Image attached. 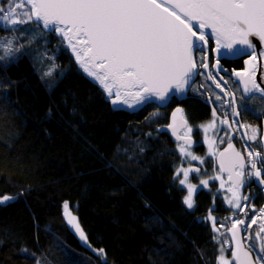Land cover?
Here are the masks:
<instances>
[{
    "label": "trees",
    "instance_id": "16d2710c",
    "mask_svg": "<svg viewBox=\"0 0 264 264\" xmlns=\"http://www.w3.org/2000/svg\"><path fill=\"white\" fill-rule=\"evenodd\" d=\"M19 27L0 22V44L31 41L26 54L0 61V80L14 83L0 104V197H16L0 206V264H35L22 248L41 264H218L222 244L207 216L232 210L207 189L197 191L194 209L183 203L181 155L155 128L163 118H150L151 104L114 110L60 37L41 28L33 39ZM65 202L86 241L67 222Z\"/></svg>",
    "mask_w": 264,
    "mask_h": 264
},
{
    "label": "snow or ice",
    "instance_id": "6c2138e0",
    "mask_svg": "<svg viewBox=\"0 0 264 264\" xmlns=\"http://www.w3.org/2000/svg\"><path fill=\"white\" fill-rule=\"evenodd\" d=\"M5 3L7 8L0 6V21L20 32L25 29L19 26L27 25V31L31 32L33 39L44 35L41 27L48 33H58L68 41V46L84 72L103 86L110 103L117 110L121 105L133 108L152 100L166 102L177 94H182L186 85L190 86L191 78L199 75L195 71L197 63L193 53L202 52L203 45L208 43L210 36L215 37L216 51L222 47L235 55L243 52L251 57L245 63H252L253 67L257 45L250 37H255L264 45V0H163V3L159 0H5ZM177 10L182 15L177 14ZM201 29H211V32L205 35ZM30 44L31 41L28 46L14 47V40L3 38V43L0 44L3 49L0 61L7 62L5 57L9 55L15 58L17 52L26 54L21 49L30 47ZM261 55L264 56V52ZM200 66L208 67L203 59ZM44 75L50 76L51 72ZM236 75L241 77L243 84L239 108L247 111L249 105L245 101L251 100L257 93L264 99V88L255 81V72ZM209 79H212L211 74ZM219 79L223 81V77ZM223 83L226 84L227 81ZM5 84L14 86L13 82L0 80V91H4L0 96V104L10 101L4 90ZM46 85L51 86L49 81H46ZM216 87L224 91L220 82H216ZM216 99L219 100L220 97L217 96ZM130 100L135 101V104L130 103ZM231 102L236 104L235 94H232ZM176 111L180 112L181 109ZM233 114L238 116L240 111L233 108ZM213 115L215 116V109ZM188 131L191 132L192 129L189 128ZM251 138L256 139L255 130ZM232 148L233 145L229 143L228 149ZM180 151L186 152L183 145L180 146ZM187 155L191 153L188 152ZM220 155L223 157L225 153ZM248 155L251 157L253 153L249 151ZM235 156L242 160L239 153H235ZM255 156L260 157V153H255ZM192 159L197 157L192 156ZM257 162L255 159L249 161L254 171H249L247 175L255 176V182L264 185ZM259 162L261 168H264V158ZM220 166L222 171L226 170L223 160ZM238 166L244 168L243 163ZM180 171H183L184 179L179 183L184 185L189 170ZM243 175L242 171L237 172L238 178ZM243 183L244 181L238 180L237 187ZM201 184L207 186L208 181H201ZM195 189V185H187V196L183 203L188 209L194 207ZM233 196L236 197L235 192ZM14 199L15 196L3 195L0 197V206ZM243 199L248 200L249 197L245 196ZM229 203L241 208L238 198L237 202ZM63 207L68 223L79 233L81 240H86L77 218L68 211V203L65 202ZM261 211L264 212V209ZM215 223L213 219L214 227ZM251 223L255 224L256 221L253 219ZM242 224L243 220L235 221L229 229L236 241L233 260L237 264H254L252 252L256 251L255 264H264V244L257 250L255 241H252L248 251L243 249L241 240L237 238L238 225ZM260 231L264 232V225H261ZM20 251L31 257L35 264H41L34 252L27 248ZM223 252L222 248L220 264H230ZM104 255L103 249L98 250V257ZM103 264H106V259Z\"/></svg>",
    "mask_w": 264,
    "mask_h": 264
},
{
    "label": "flooded vegetation",
    "instance_id": "af4514ba",
    "mask_svg": "<svg viewBox=\"0 0 264 264\" xmlns=\"http://www.w3.org/2000/svg\"><path fill=\"white\" fill-rule=\"evenodd\" d=\"M195 57L199 75L196 76L194 82L192 83L187 97L183 100H179L176 96H174L166 107H160L156 103H150L151 107L148 111L153 110L151 115L154 116H164L161 125H157L155 127L157 130L158 127L170 123V115L174 108L177 106L182 107V114L187 122V125L181 129L180 134L183 137L188 138L187 141L174 142L168 131L159 132L157 130V134L168 135L171 142H174L173 144L175 146L178 144H186L188 147L193 148L195 154L200 155L199 157H204L210 153L203 162V166H205L204 168L194 166L193 164L190 166V170L192 172H197L196 174H193L192 177L195 181V185H199L201 182V178H199V176L203 175V177H209L212 181L217 178L219 184L223 186V191L230 193L232 196L233 192L237 193L236 191L239 189V194L243 195L241 199L247 196V194L251 195V200L249 201L250 211L243 214L242 218V220L244 219V224L241 226L244 230L247 224L246 216L258 212L259 209L264 206V185L256 183L255 176L248 177L247 175L249 171H254L251 169L249 161L255 159L258 161L257 168L261 169V178H264V168H261V164L259 162L262 158H264V145L262 143L264 121V114L262 113H264V99H261L259 95H256L251 100L245 101V103L249 105V110L245 111L239 108V102L242 98V89L240 84L234 80L232 73L235 70L244 68V60L248 57V55L241 57L219 55L216 51L215 41L209 38L208 43L203 46V51L196 52ZM201 59L207 63V68L200 66ZM209 74H211L212 79H209ZM220 77H223V81H227V83L225 84L223 81H220ZM216 82H220L222 84L224 91H221L220 88L216 87ZM232 94H235L236 104H232L231 102ZM217 96L220 97L219 100L216 99ZM187 103H189V105L200 103L204 106V111H194L192 108L189 110ZM233 108H237L240 111L238 116L233 114ZM214 109L215 116L213 115ZM195 112H197L196 116H199L200 118L193 121V115ZM221 118L223 119L222 121H225V123H221L222 125L220 126L219 120ZM209 122H211V134L214 136L215 140L213 141V145L215 146L211 149H206L204 138L206 133L203 137V134L200 132V125ZM245 122L246 124L248 123L259 126L260 132L255 135L256 139L253 140L251 138L253 135L249 132ZM189 128H191L193 132L186 135L185 131H188ZM220 135H223L221 140L219 139ZM229 142L234 143L238 152L243 154L246 162L245 168L241 169L239 166L236 168V172L242 171L244 173L242 176L244 183L239 187H237V185L233 182H228L230 175L224 174L217 162L221 150ZM249 151L253 153L251 157L248 155ZM257 152L260 153V157L255 156V153ZM219 184H216V188ZM229 189H232V191H229ZM198 190L200 191L201 188ZM194 198L196 199V194Z\"/></svg>",
    "mask_w": 264,
    "mask_h": 264
},
{
    "label": "rangeland",
    "instance_id": "374dc122",
    "mask_svg": "<svg viewBox=\"0 0 264 264\" xmlns=\"http://www.w3.org/2000/svg\"><path fill=\"white\" fill-rule=\"evenodd\" d=\"M0 5L5 7V8L8 7V5L5 3V0H0ZM26 7L27 6H25V8ZM0 22L4 23L2 21H0ZM26 31H27V29H26ZM27 32L29 33V31H27ZM29 40L30 39H28V41ZM157 117H159V116L151 115L150 118L152 120H154ZM160 117L164 119V116H160ZM222 120H223L222 118L219 120V125L220 126L222 125L221 124ZM210 123L211 122L204 123V124L200 125V129H201L200 132L203 134V137L205 136V133H206V136L204 137L205 138L206 149H211L212 147L215 146V145H213V141L215 139H214V136L211 134L212 133V126L210 125ZM245 124H246V122H245ZM246 126L248 127V130H249V132L252 135H253V130H255V135L258 132H260L259 126H257V125L248 124L247 123ZM192 132L193 131H191V132L185 131V134L189 135ZM213 133H214V131H213ZM216 138H217V134H216ZM222 138H223V135H220L219 139L221 140ZM181 145H183L185 147L186 152L182 153L180 151V146ZM175 148L179 151V153L181 155V157H180V159L178 161V164L176 165V171H175V178L177 179L176 182H177L178 185L186 188V190H187V185L188 184L195 185L194 184L195 181L192 179V177H193V174L197 173V172H192L190 170V166L193 164L194 166H198V167L204 168L205 166H203L204 165L203 162L205 161V158L210 153H208L204 157H202V156L199 157L200 155L199 154H195V151L193 150V148L188 147L186 144H178ZM188 152H190L191 155H187ZM192 156L197 157V159H192ZM181 169L189 170L188 178H187L186 183L184 185H181L179 183V181L181 179H184L183 171H180ZM178 172H179V175H177ZM199 178H201V181H208V184H207V186H205V185L201 184V182H200L199 185H195L196 189H195V191L193 193V204H194V207H195V198H194V196L197 193V191H199L198 189L201 188V189H207V190L212 191V193H213V195L215 197H216V195L220 194L222 196V201H223L224 205L232 210V212H229L224 217H219L217 215L209 214L207 216V218L211 219L212 225H213V219L216 222L215 223V227L213 226V228H214L215 233L218 235L217 241H220L221 244H222V245L220 244L221 245V249L222 248L224 249L223 256L225 257L226 260H228L230 262V264H236V262L233 260L232 255H231V248L232 247L230 248V246H229L230 237H229L228 231H229L230 227L232 226V224L235 221L242 220L243 214H245V213L250 211V206H249L250 202L249 201L251 200V195L247 194V196L249 197L248 200L241 199V197L243 195L239 194V192H240V189H239V190L236 191L237 192L236 193V197L234 198V196L230 195V193H226V192L223 191V186L221 184H219L217 178L214 179V181H212L209 177H206V178L203 177V175H200ZM216 184H219L217 186V188H216ZM186 196H187V191H186ZM237 198H238V202L241 204V208H236L232 204L229 203V201H233L234 203L237 202ZM194 207L192 209H194ZM262 209H264V206H263V208L259 209L258 212L254 213V214H250L249 216H246L247 224H246V226L244 228V237H248V239H244L245 242H246V245L249 247V244L252 241H255L257 250L259 249L261 244H264V232L260 231L261 225H264V212L261 211ZM68 211L71 213V215H73V216H75L77 218V222L79 223L78 217L73 213V211L70 209V207L68 208ZM66 219H67V222H68V217L67 216H66ZM253 219L256 221L255 224L251 223V221ZM249 225H251V226L249 227ZM70 227L80 237L79 233L76 232V230L71 225H70ZM245 229H246V231H245ZM257 234H259V235H257ZM83 241H86V240H83ZM96 252H98V251L96 250ZM253 252H254V254L256 256V254H257L256 251H253ZM220 256H221V252L219 254V257ZM219 257H218V264H220Z\"/></svg>",
    "mask_w": 264,
    "mask_h": 264
},
{
    "label": "water",
    "instance_id": "95a60500",
    "mask_svg": "<svg viewBox=\"0 0 264 264\" xmlns=\"http://www.w3.org/2000/svg\"><path fill=\"white\" fill-rule=\"evenodd\" d=\"M159 2L163 3V0H159ZM177 14L182 15L181 13H179V11L177 10ZM183 18V17H182ZM193 24H196L195 21H193ZM198 27V25H197ZM42 28V27H41ZM45 32H47V30H44ZM201 31H203L205 33V35H208L211 32V29H201ZM54 33V32H53ZM56 36L60 37L64 43V47L69 51V53L71 54V56L73 57L75 63L80 67L79 63H77L76 58L74 53L72 52L71 48L68 46V41L64 40L58 33H54ZM209 38L213 39L216 43L215 37L214 36H210ZM250 39L253 40V42L257 45L256 50H255V56H256V60L254 62L255 67L252 66V63H245L246 60H251V57L248 55V57L244 60V68L242 69H238L233 71L232 76L234 78V80L236 82H238L241 86V89H243V84L241 82V77H238L236 75V73H242V74H249L252 72H255V76L254 79L257 83H259L261 85V88H264V56L261 55V52H264V45L260 44L259 41L255 38V37H250ZM204 46V45H203ZM216 48H217V44H216ZM250 51V50H249ZM217 53L219 55H225V56H229V57H241V56H246L247 54L245 53H240L239 55H235L232 52H230L228 49L225 48H220L219 51H217ZM196 52L193 53V58L196 61ZM81 68V67H80ZM82 69V68H81ZM82 71L84 72V70L82 69ZM196 72H198V66L195 69ZM84 74L87 76V78L94 83L95 85L99 86L100 88H102L103 92L106 95V98L109 101V98L107 97V93L104 91L103 86L99 84L98 81H94L93 77H90L87 75L86 72H84ZM197 75L193 76L191 78V80L189 81L190 86L186 85L185 87V91L182 94H177L176 97L179 100H183L187 97L188 95V91L190 90V87L192 85V83L194 82L195 78ZM245 79L247 78V75H245L244 77ZM256 95H259V93H257ZM172 98H170L168 101L166 102H159L156 100H152L151 102L145 103L143 105H139V106H135L133 108H128L126 105H121L119 110H125V111H139L141 109H143L146 105L150 104V103H156L157 105H159L160 107H166ZM130 103L135 104V101H131ZM112 108L114 110H117V108H115L112 104H111ZM181 109L180 112H177V109ZM117 110V111H119ZM175 113V115H173ZM187 125V122L185 120V118L183 117L182 114V107L177 106L176 108L173 109L171 115H170V123L167 125H163L158 127V131L160 132H164V131H168L171 139L174 142H182V141H187L188 138L183 137L180 134V131L182 128H184ZM179 138V139H178ZM231 143L233 145L232 149H228V144ZM228 144L225 145V147L221 150V153H225V155L222 157L220 154L218 156L217 162H218V166L221 169L220 163L221 160L224 161L225 163V169L226 170H221L224 174H229L231 175V179L229 178L228 182H233L237 185V181L241 180L243 181V177L240 176L239 178L237 177V172H236V168L240 163L244 164V168L246 167V162H245V158L243 156V154H241L240 152H238V150L236 149L235 145L233 142H229ZM262 143L264 145V121H263V136H262ZM227 150V151H226ZM235 153H239L240 157L242 158V160H238L237 157L235 156ZM233 165H236L235 167H233ZM232 228V226L230 227V229ZM239 231L237 233V238L241 240L242 244H243V249L245 251L249 250V247L246 245V242L244 240V230L243 227L241 225H238ZM229 236L231 238V242H232V248H231V255L233 254V252L236 251V241L233 240L232 238V232L228 231ZM233 258V256H232ZM252 259L254 261L255 264V255L252 252ZM235 261V260H234ZM236 262V261H235ZM237 263V262H236Z\"/></svg>",
    "mask_w": 264,
    "mask_h": 264
}]
</instances>
